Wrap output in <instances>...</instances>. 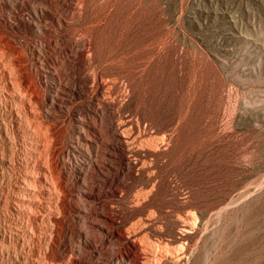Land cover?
Returning a JSON list of instances; mask_svg holds the SVG:
<instances>
[{"label": "rangeland", "instance_id": "obj_1", "mask_svg": "<svg viewBox=\"0 0 264 264\" xmlns=\"http://www.w3.org/2000/svg\"><path fill=\"white\" fill-rule=\"evenodd\" d=\"M88 3L65 17L62 4L36 14L38 0H0V264L135 258L136 247L97 230L106 215L112 230L134 227L141 246L165 252L160 264H264V0ZM81 39L91 51L72 58L69 78L58 57ZM78 81L87 86L71 91ZM30 94L40 101L31 111ZM108 109L127 126L124 150L107 146L95 120ZM47 141L55 234L31 243L16 232L36 222L17 213L16 185L33 143ZM34 185L24 190H42Z\"/></svg>", "mask_w": 264, "mask_h": 264}, {"label": "bare ground", "instance_id": "obj_2", "mask_svg": "<svg viewBox=\"0 0 264 264\" xmlns=\"http://www.w3.org/2000/svg\"><path fill=\"white\" fill-rule=\"evenodd\" d=\"M62 4V9L64 12L65 17H73V15H82L86 9L89 6L88 0H38V3H40L39 7H34V11L36 14L39 12H42L45 7L50 8L51 10L54 9L56 5ZM57 20L59 21L60 27H63L64 21L61 17H57ZM94 24V23H93ZM97 24V23H96ZM74 25V24H73ZM79 28V27H78ZM81 43L79 45L81 48L77 49L75 48L74 45H70L65 51L61 53V56L58 57L59 61H66L69 62L70 64L68 67H65L64 69V74H67L69 78H72V73H76V70L78 68L77 64H71L72 58L73 57H79L82 54H86L89 56V54L86 52V49L88 51H91V43L88 39H81ZM91 53V52H90ZM90 66H89V74L90 77L93 79L95 82L98 77L102 76V72L99 69V66L93 63L92 58L90 59ZM13 65V64H12ZM61 69V68H60ZM61 72V71H60ZM9 74V73H8ZM12 74V73H11ZM58 75H61L58 73ZM8 76V75H7ZM19 78V83L20 86L23 88H29V86L25 83V81L22 78V75L18 74L17 76ZM104 80V79H102ZM114 82V81H113ZM13 84V83H12ZM60 84V83H59ZM79 84H82V87H86L87 83H81L77 82L76 85L70 87V90H77L79 88ZM7 86V85H6ZM98 87V86H97ZM105 85L102 82L100 88L105 89ZM125 87V86H124ZM20 88V87H18ZM25 88V89H26ZM111 88V87H110ZM17 89V88H16ZM15 89V90H16ZM24 89V90H25ZM109 89V88H108ZM8 90V89H6ZM18 90V89H17ZM9 92V91H7ZM20 92V90H19ZM22 92V91H21ZM24 93V92H23ZM20 93V94H23ZM10 94V93H8ZM14 94V93H13ZM93 94V93H92ZM125 94V93H124ZM27 95V94H26ZM31 95V94H30ZM53 95V94H52ZM120 95V94H119ZM23 96V95H21ZM123 96V95H122ZM108 97V96H107ZM114 97V96H113ZM116 97V96H115ZM19 98V97H18ZM106 98V97H105ZM96 100V99H95ZM114 100V99H113ZM125 100V99H124ZM1 101V100H0ZM14 101V100H13ZM77 101V100H76ZM21 102V101H20ZM23 102L29 105V111H31V107L34 108L36 105L39 106V99L36 94H33L29 96L28 98L24 97ZM114 102V101H113ZM2 103V102H1ZM7 103V102H6ZM5 103V104H6ZM3 104V103H2ZM11 104V103H10ZM71 104V103H70ZM122 104V103H121ZM37 106V108H38ZM101 106V105H100ZM12 107V106H11ZM20 107V106H19ZM25 107V106H24ZM15 108V107H14ZM21 109V108H20ZM36 109V108H35ZM8 110V109H6ZM11 110V108H10ZM27 110V109H25ZM4 111V110H2ZM1 111V112H2ZM35 111V110H34ZM37 111V110H36ZM43 112V111H42ZM25 113V112H24ZM37 112H35L36 114ZM12 114V112H11ZM17 118L16 121L20 122L22 120L21 115L19 112L16 113ZM15 115V114H14ZM19 115V116H18ZM29 116V115H26ZM39 116V115H38ZM37 116V117H38ZM114 116V111L111 109H108V111L105 110H99L95 116V120L99 127H105L108 140H106V144L109 148H114L115 150H124L126 149V146L124 144L127 142V126L124 122L121 120L118 123L114 122L113 119ZM12 117V116H11ZM30 118V117H29ZM33 118V117H32ZM29 120V119H28ZM40 122V121H39ZM25 124V122L23 123ZM31 125V124H30ZM29 125V126H30ZM42 125V124H41ZM40 125V126H41ZM47 125V124H46ZM20 126V124H19ZM32 126V125H31ZM30 126V128H31ZM36 126V125H35ZM21 127V126H20ZM48 128V127H47ZM33 129H36L33 127ZM38 129V127H37ZM49 129V128H48ZM42 130V129H41ZM44 130V129H43ZM32 132V131H31ZM30 132V133H31ZM39 132V131H38ZM44 132V131H43ZM131 133V132H130ZM37 134V132H36ZM40 134V133H39ZM31 135V134H30ZM42 135V134H41ZM46 135V134H45ZM33 136V135H32ZM49 137V136H48ZM36 138V137H35ZM44 138V137H43ZM47 138V137H46ZM53 138V136L51 137ZM38 139V138H37ZM52 140V139H51ZM32 141V140H31ZM30 141V142H31ZM48 142V141H47ZM52 142V141H51ZM165 142V141H163ZM158 143V142H157ZM98 144V143H97ZM161 144V143H160ZM52 143L49 144H38V143H33L32 145V158L34 159L33 163H28L26 165V174L22 176V179L18 184L16 185L18 187L17 192L18 194L16 195V202L18 203V208H17V213L20 214H25L27 215V220H33L35 219V223L31 225V228L29 229L28 227H24L23 221H20L17 223L18 226V231L17 234L22 236V239L24 240H29L31 243L37 242V241H42V240H51L53 238V235L55 234V228H54V223L49 222L50 216L49 213L47 214L48 210L47 208L50 207V202L52 198V192L54 186V182L52 180V174L53 170L49 163L47 162V159H49L50 156V149L52 148ZM160 148V147H159ZM110 154V153H109ZM30 155V154H29ZM57 157V156H56ZM105 157V156H104ZM62 158V157H61ZM130 158V157H129ZM139 158V157H138ZM25 160V159H24ZM60 160V157L58 158ZM94 160V159H93ZM3 161V160H2ZM96 161V160H95ZM140 161V160H139ZM59 163V161H58ZM144 163V162H143ZM62 164H65L66 168L68 166L66 165L65 161H62ZM131 165V163L129 162ZM23 165V164H22ZM143 166V165H142ZM131 167V166H130ZM65 168V167H64ZM142 168V167H141ZM22 171V170H21ZM34 182V186H39L40 192H26L24 189L29 186H27L28 183ZM3 183V182H2ZM15 183V182H14ZM84 183V182H83ZM56 185V184H55ZM5 186V185H4ZM57 187V186H56ZM34 189V188H33ZM32 189V190H33ZM36 189V188H35ZM38 189V188H37ZM14 191V190H13ZM35 191V190H34ZM145 191V190H144ZM45 192L47 194H45ZM60 192V190H59ZM140 192V191H139ZM79 193V192H77ZM44 194L46 196H44ZM72 194V193H71ZM146 194V193H145ZM134 195V194H133ZM71 196V195H70ZM138 196V195H137ZM14 197V196H13ZM92 197V196H91ZM36 199L35 202L32 204L30 202L31 199ZM97 198V197H96ZM30 199V200H29ZM32 199V201H33ZM56 199V198H55ZM80 199V198H79ZM140 199V198H139ZM70 200V199H69ZM53 202V201H52ZM136 203V202H135ZM14 204V203H13ZM86 204V203H85ZM56 205V204H55ZM86 206V205H85ZM35 208L37 210L36 216H32V209ZM14 209V208H13ZM49 209V208H48ZM51 211V210H50ZM86 211V210H85ZM52 212V211H51ZM56 213V212H55ZM113 213V212H112ZM97 215H101L102 213L100 211L96 212ZM40 215V218L37 217ZM54 215V214H53ZM60 215V214H59ZM52 216V215H51ZM57 217V216H56ZM53 218V216H52ZM140 218V217H139ZM196 219V218H195ZM189 220V219H188ZM185 222V221H184ZM188 222V221H187ZM196 222V221H195ZM138 223V222H137ZM189 224V223H188ZM196 224V223H195ZM194 224V225H195ZM97 230L99 229L102 234H110L111 236H115L119 240H126L128 242V246L132 248V246L136 247L139 251L138 255L135 258H129V259H124L123 262H116L115 264H160L159 260L165 256V252H161L159 250H152L151 252L146 249V246L143 247L141 246L140 243H138V238L134 237L135 231L134 227H127V228H121L118 227L114 230H112V226L114 225V218H112L110 215H106L104 220L96 221L95 223ZM30 227V226H29ZM138 227V226H137ZM141 227V226H140ZM39 229L40 234L36 233V230ZM139 230V229H138ZM96 231V230H95ZM186 233V232H184ZM86 236V235H85ZM145 236V235H144ZM143 236V237H144ZM142 237V236H141ZM146 238V237H145ZM18 239V238H17ZM48 240V241H49ZM144 240V238H143ZM80 241V240H79ZM150 241V240H149ZM148 241V242H149ZM153 241V240H151ZM154 242V241H153ZM48 243V242H47ZM111 243V242H110ZM160 243V242H159ZM188 243V242H187ZM49 244V243H48ZM41 245V244H39ZM99 245V244H98ZM176 245V244H174ZM181 245V244H180ZM172 246V245H171ZM44 247V246H43ZM155 247V246H154ZM161 247V245L159 246ZM163 247V246H162ZM167 247V246H166ZM177 247V246H176ZM175 247V248H176ZM180 247V246H179ZM180 250H184L185 246L181 245ZM73 248V247H72ZM71 248V249H72ZM148 248V247H147ZM153 248V247H152ZM92 249V248H91ZM151 249V248H150ZM158 249V248H157ZM166 249V248H164ZM171 250V249H169ZM74 251V250H72ZM165 251V250H164ZM168 251V250H167ZM178 252V251H177ZM71 253V252H70ZM2 254V253H1ZM76 254V253H74ZM105 254V253H104ZM167 254V252H166ZM135 255V254H134ZM185 255V254H184ZM2 256V255H1ZM188 256V255H186ZM70 257V256H69ZM127 257V256H126ZM173 257V255H172ZM72 258V257H71ZM75 258V256H74ZM182 258V257H181ZM1 259V257H0ZM178 259V258H177ZM57 260V259H56ZM64 260V259H63ZM68 260V259H67ZM74 260V259H73ZM179 260V259H178ZM71 261V260H70ZM70 263V262H69ZM97 264V263H96Z\"/></svg>", "mask_w": 264, "mask_h": 264}]
</instances>
